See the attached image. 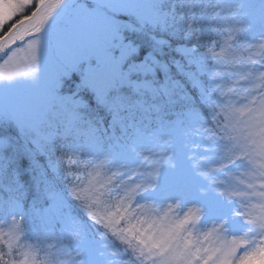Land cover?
Returning a JSON list of instances; mask_svg holds the SVG:
<instances>
[{
  "label": "snow or ice",
  "instance_id": "snow-or-ice-1",
  "mask_svg": "<svg viewBox=\"0 0 264 264\" xmlns=\"http://www.w3.org/2000/svg\"><path fill=\"white\" fill-rule=\"evenodd\" d=\"M0 264H264V0H0Z\"/></svg>",
  "mask_w": 264,
  "mask_h": 264
},
{
  "label": "rangeland",
  "instance_id": "rangeland-1",
  "mask_svg": "<svg viewBox=\"0 0 264 264\" xmlns=\"http://www.w3.org/2000/svg\"><path fill=\"white\" fill-rule=\"evenodd\" d=\"M3 63V59H0V64H2Z\"/></svg>",
  "mask_w": 264,
  "mask_h": 264
}]
</instances>
